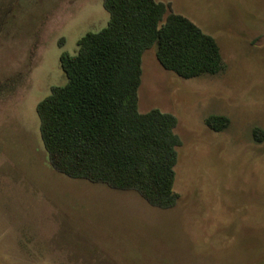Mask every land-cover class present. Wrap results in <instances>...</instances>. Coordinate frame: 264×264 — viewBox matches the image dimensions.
Wrapping results in <instances>:
<instances>
[{
    "label": "rangeland",
    "instance_id": "rangeland-1",
    "mask_svg": "<svg viewBox=\"0 0 264 264\" xmlns=\"http://www.w3.org/2000/svg\"><path fill=\"white\" fill-rule=\"evenodd\" d=\"M155 1L222 61L181 79L142 55L138 111L174 115L181 142L167 210L57 173L40 139L36 106L66 83L60 57L106 26L103 0H0V264H264V0Z\"/></svg>",
    "mask_w": 264,
    "mask_h": 264
},
{
    "label": "trees",
    "instance_id": "trees-1",
    "mask_svg": "<svg viewBox=\"0 0 264 264\" xmlns=\"http://www.w3.org/2000/svg\"><path fill=\"white\" fill-rule=\"evenodd\" d=\"M106 26L77 42L74 55L60 57L63 86L36 106L39 135L53 170L72 179L131 191L149 206L175 207L177 148L174 115L138 111L141 62L154 48L166 71L181 79L222 70L214 39L167 4L155 0H103ZM213 132L227 128L223 116H209ZM261 142L260 129L252 131Z\"/></svg>",
    "mask_w": 264,
    "mask_h": 264
}]
</instances>
